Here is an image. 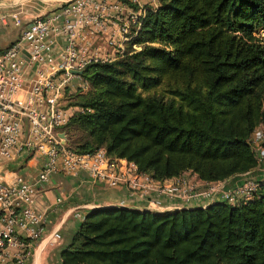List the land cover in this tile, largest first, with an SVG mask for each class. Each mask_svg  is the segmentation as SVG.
Here are the masks:
<instances>
[{
	"label": "trees",
	"instance_id": "trees-1",
	"mask_svg": "<svg viewBox=\"0 0 264 264\" xmlns=\"http://www.w3.org/2000/svg\"><path fill=\"white\" fill-rule=\"evenodd\" d=\"M264 0H155L124 55L90 61L79 109L59 128L154 180L222 181L258 167L264 130ZM134 44L137 48L130 47ZM76 132V133H75ZM60 264H264V178L247 200L165 211L94 207Z\"/></svg>",
	"mask_w": 264,
	"mask_h": 264
},
{
	"label": "built area",
	"instance_id": "built-area-1",
	"mask_svg": "<svg viewBox=\"0 0 264 264\" xmlns=\"http://www.w3.org/2000/svg\"><path fill=\"white\" fill-rule=\"evenodd\" d=\"M143 15L140 0H66L25 22L18 10L0 12V24L7 18L18 28L15 38L0 48V264H24L34 243L59 239L57 230L44 234L48 213L67 199L62 193L51 201L43 198L56 173L74 176L84 170L95 186L123 187L129 197L143 201L140 209L152 211L251 197L257 186L251 172L233 187H225L224 180L203 182L190 171L158 181L132 162L109 159L102 148L78 154L63 143L59 128L76 108L63 107L61 101L71 80L79 86L84 82L72 70H82L90 61L121 58ZM258 131L264 141V130ZM255 140L251 138L259 170L264 142L256 147ZM33 154L40 159L39 169L27 176L20 165Z\"/></svg>",
	"mask_w": 264,
	"mask_h": 264
},
{
	"label": "crops",
	"instance_id": "crops-1",
	"mask_svg": "<svg viewBox=\"0 0 264 264\" xmlns=\"http://www.w3.org/2000/svg\"><path fill=\"white\" fill-rule=\"evenodd\" d=\"M4 3L5 2L0 0V9L5 7L3 5ZM140 3L144 9L149 6H154L155 0H140ZM3 27L4 25L0 24V37H2ZM17 32L18 28L16 34ZM257 132L256 128L251 134V138L255 139L256 136L254 135ZM116 163L118 166L122 164L121 160H117ZM39 165V157L35 154L30 155L26 161L20 165L21 172L27 176H33L39 169ZM259 171L260 170L256 169L251 171V173L258 174V178H264L262 175L263 173H259ZM242 178L243 174H239L225 179V187L235 186L241 182ZM45 188L43 198L46 201H51L58 193L64 194L67 198L57 210L48 213L49 221L44 231V234H47L52 230H57L60 237L55 242H48L45 240V242H41L39 245H35L36 243H34L31 250L33 254L27 258L24 264H60L61 250L68 244L73 231L88 210L82 207L84 204H88L90 207L120 205L137 209L142 208L139 206L144 205L142 200L129 197L123 187L105 189L95 186L84 170L78 171L74 176L56 173L50 178ZM163 202L169 203L166 199H164ZM74 211H78V214L73 215Z\"/></svg>",
	"mask_w": 264,
	"mask_h": 264
},
{
	"label": "rangeland",
	"instance_id": "rangeland-1",
	"mask_svg": "<svg viewBox=\"0 0 264 264\" xmlns=\"http://www.w3.org/2000/svg\"><path fill=\"white\" fill-rule=\"evenodd\" d=\"M7 4H12V6H6L3 9H0L1 13H6L12 10H18L19 16L22 20V22H25V20L29 19L33 15L41 14L54 6H56L59 3L64 2L63 0H1ZM6 24L2 28V37H0V47L5 46L10 41H12L15 38V34L17 31V28L15 26H12L9 19H5ZM255 36H259L261 38H264V29L260 28L255 32ZM68 86L70 88V91L65 93L63 96V99L61 101V105L63 107L71 106V104L74 100H76V96L79 93H83L87 89V85L85 82L82 83L81 86L78 85V81L76 79L71 80L68 83ZM68 88V89H69ZM76 108V107H75ZM73 114L78 112L79 109L72 108ZM259 128L257 129V131ZM64 133V132H63ZM76 133V132H75ZM65 135V134H64ZM256 140L254 141L256 144V147H259L263 144L264 141L261 139L260 132L258 131L255 133ZM65 143H66V137H65ZM259 173H263L264 176V164L259 165ZM251 176L255 179H257L258 174L252 173Z\"/></svg>",
	"mask_w": 264,
	"mask_h": 264
},
{
	"label": "water",
	"instance_id": "water-1",
	"mask_svg": "<svg viewBox=\"0 0 264 264\" xmlns=\"http://www.w3.org/2000/svg\"><path fill=\"white\" fill-rule=\"evenodd\" d=\"M72 72H73V73H76V74H78V75H81V74H82V70H77V71L72 70ZM59 135H60V137H61V139H62V141H63V143H64V142H65V135H64V133H60Z\"/></svg>",
	"mask_w": 264,
	"mask_h": 264
}]
</instances>
